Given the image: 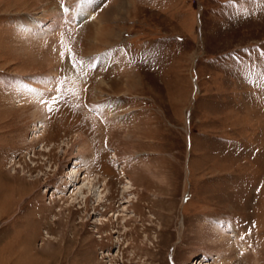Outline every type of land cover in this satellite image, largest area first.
I'll return each mask as SVG.
<instances>
[{"label":"rangeland","instance_id":"rangeland-1","mask_svg":"<svg viewBox=\"0 0 264 264\" xmlns=\"http://www.w3.org/2000/svg\"><path fill=\"white\" fill-rule=\"evenodd\" d=\"M86 2L0 0V264H264V0Z\"/></svg>","mask_w":264,"mask_h":264},{"label":"bare ground","instance_id":"bare-ground-1","mask_svg":"<svg viewBox=\"0 0 264 264\" xmlns=\"http://www.w3.org/2000/svg\"><path fill=\"white\" fill-rule=\"evenodd\" d=\"M84 1L86 2L87 0H84ZM94 1L95 0H89L88 2H86L87 4L84 3L86 10L85 11L84 10H80V16L81 15L84 16L86 13H87L86 16H88V17L91 16L88 13H89L91 7L93 6V2ZM36 20L39 22V24L40 23L41 24H45L47 21L51 20V14L45 13V14L41 15L40 17L36 18ZM29 21H30V27L27 26L28 27V30L30 28H33L31 30L34 31L35 36H39L40 31H39V28H37L39 24L37 22H35V21L34 22L31 21L30 19H29ZM52 26H54V25L52 24ZM53 29H54V27H51L50 28V30H52V31H53ZM50 30L49 31H46L45 33H49ZM38 90L40 91L41 89H39V88H33L32 87V88H30V90H28L29 91L28 93H32L33 94L32 96H36L35 94H38ZM28 97L29 96H27V98ZM33 98H35V97H33ZM80 162H81L80 161V157H79V155H77L76 158L74 159V164H73L74 167H80L81 166V163ZM12 166L13 165H10L8 167V169L12 168ZM81 170L83 171V169H81ZM16 175H17V173H15V171H12L11 174H10V177L13 178V177H16ZM70 175H71L70 178H72V180H73L72 183H70V187H73V189L74 190L76 189V190H75V194L72 197H70L71 200L69 201V205L67 206L68 208H70L71 206H74L73 204H77L78 203L77 201H79L78 199H82V200H84V202H86L88 199H91V200L94 199L97 202V204H96L97 207L100 206L101 204H103V202H104L103 201V198L104 197L102 196V189H101L100 186L98 187V185H97V183H98L97 181H99V179L95 182V180L98 177L96 179H94V178L93 179L92 178H88L89 176L88 177H83V179L81 180L82 181V184L79 185V183H78L79 181L76 180V178L79 177V174H78L77 169H73L72 172L70 173ZM76 181H77V184L75 183ZM23 190H24V192H27V190H25V189H23ZM125 190L126 191L123 192L124 194L125 193H130V188H126ZM71 192H73V190ZM119 216L120 215H117L116 218H118ZM112 217H113V215H112ZM101 221H103L104 223H107L106 222L107 220H100L99 219L97 225H99L101 227L104 226V225H102L100 223ZM67 231L71 232L74 235H78V232H79L78 230L75 229V227H72L71 229H67ZM54 232H55V229H51L50 228L49 233H54ZM49 233H45V239L48 240V241H50L49 243L51 244V246L53 247V249L55 251V254L56 255L55 254H52V256H54V257L57 256L58 259L61 258V257H64V255L66 254L67 250H69L70 245H72L74 243H77V242H79L78 245H82L83 243L85 244V242H84L83 239H81V240L78 241L73 236L69 240H67V241L65 240L66 243L69 246L68 247H64L63 246L61 248V247H59L58 242L57 243H52L51 242L53 239L51 240V237H50V234ZM82 233H83L82 235H84V232H82ZM115 233L116 232L113 231V234H115ZM44 254H46V250H45V253ZM194 264H197V262H195Z\"/></svg>","mask_w":264,"mask_h":264}]
</instances>
